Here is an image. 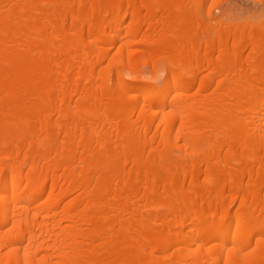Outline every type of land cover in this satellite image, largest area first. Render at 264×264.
Masks as SVG:
<instances>
[{
	"label": "bare ground",
	"instance_id": "obj_1",
	"mask_svg": "<svg viewBox=\"0 0 264 264\" xmlns=\"http://www.w3.org/2000/svg\"><path fill=\"white\" fill-rule=\"evenodd\" d=\"M221 3L0 0V264H264V2Z\"/></svg>",
	"mask_w": 264,
	"mask_h": 264
},
{
	"label": "rangeland",
	"instance_id": "obj_2",
	"mask_svg": "<svg viewBox=\"0 0 264 264\" xmlns=\"http://www.w3.org/2000/svg\"><path fill=\"white\" fill-rule=\"evenodd\" d=\"M262 1L263 0H222L221 7L222 8L229 7V5H230V7L234 8L236 11L240 10L241 13L242 12L244 13V12H248L250 10L254 11L253 9H255V8H253V7H255V5H256L258 10H259L260 7L262 9L263 2H264V1L263 2ZM237 12H239V11H237ZM192 246H195V245H192Z\"/></svg>",
	"mask_w": 264,
	"mask_h": 264
}]
</instances>
